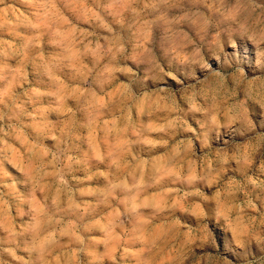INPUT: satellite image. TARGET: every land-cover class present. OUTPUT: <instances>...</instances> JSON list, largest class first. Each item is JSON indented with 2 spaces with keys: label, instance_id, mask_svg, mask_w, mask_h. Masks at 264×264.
Returning <instances> with one entry per match:
<instances>
[{
  "label": "rangeland",
  "instance_id": "rangeland-1",
  "mask_svg": "<svg viewBox=\"0 0 264 264\" xmlns=\"http://www.w3.org/2000/svg\"><path fill=\"white\" fill-rule=\"evenodd\" d=\"M0 264H264V0H0Z\"/></svg>",
  "mask_w": 264,
  "mask_h": 264
}]
</instances>
